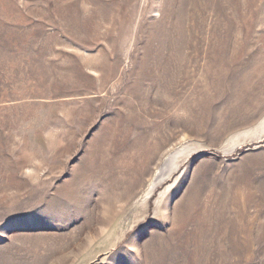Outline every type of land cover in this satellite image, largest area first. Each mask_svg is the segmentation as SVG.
I'll return each mask as SVG.
<instances>
[{"label": "rangeland", "instance_id": "rangeland-1", "mask_svg": "<svg viewBox=\"0 0 264 264\" xmlns=\"http://www.w3.org/2000/svg\"><path fill=\"white\" fill-rule=\"evenodd\" d=\"M0 264H264V0H0Z\"/></svg>", "mask_w": 264, "mask_h": 264}]
</instances>
